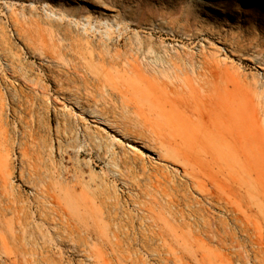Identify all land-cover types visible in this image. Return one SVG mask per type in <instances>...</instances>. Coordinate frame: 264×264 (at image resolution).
I'll list each match as a JSON object with an SVG mask.
<instances>
[{
    "label": "rangeland",
    "instance_id": "rangeland-1",
    "mask_svg": "<svg viewBox=\"0 0 264 264\" xmlns=\"http://www.w3.org/2000/svg\"><path fill=\"white\" fill-rule=\"evenodd\" d=\"M0 264H264V0H0Z\"/></svg>",
    "mask_w": 264,
    "mask_h": 264
},
{
    "label": "bare ground",
    "instance_id": "bare-ground-1",
    "mask_svg": "<svg viewBox=\"0 0 264 264\" xmlns=\"http://www.w3.org/2000/svg\"><path fill=\"white\" fill-rule=\"evenodd\" d=\"M27 4V3H26ZM28 6H33V4H27ZM43 7L46 9L45 10V13L46 15L50 16V17H54L55 18V15L51 12V11H47V4H44ZM102 16V15H100ZM59 19V17H57ZM106 23H104L107 26H109L111 23L114 22V20L112 19V16L105 20ZM104 21V22H105ZM88 24H84L82 25V28L85 29V27L87 26ZM92 29V28H91ZM109 29V28H107ZM117 29V28H116ZM107 31V30H106ZM98 32V31H97ZM108 33V31H107ZM107 36V35H106ZM205 69V68H204ZM204 72V71H203ZM174 79L175 81L177 82H185L184 78H182V76H180V74H177L175 73L174 74ZM198 75V76H197ZM197 78L196 77V81L199 80V89L203 92V93H206L207 96H209V99H211L210 97H213L215 98L216 100H218V105H219V109L221 110V112L223 113H226L228 111V107L226 106V104L223 103V99H224V90L221 86V76L219 75V73L217 71H213V70H210L208 73H200L198 72V74H196ZM194 83V82H193ZM198 85V83H197ZM183 86V85H182ZM188 89L194 91V87L191 83H188L187 85ZM205 95V96H206ZM199 114V113H198ZM208 126V125H207ZM208 134H207V137L208 138H211L212 135H214L213 132L211 131H207ZM187 138V137H186ZM224 145V144H223ZM222 146V145H221ZM178 147L175 148V146L173 147L174 151L176 153L173 152L174 155H179L180 157L182 156V158L184 159V162L186 164L188 163H192L193 161V158L191 155L189 154H186L185 152H182L181 150H176ZM206 148V147H205ZM226 148V147H225ZM228 150V149H227ZM155 175V174H154ZM180 177V176H178ZM183 177V176H182ZM181 177V179H182ZM188 182V181H187ZM194 184H195V188L197 190L200 191L201 195L204 197V198H208L209 196H211V194L209 193V191L206 189V187L200 183H198L197 181H192ZM150 184V183H149ZM188 184V183H187ZM154 185V184H153ZM160 185V184H159ZM151 186V185H150ZM213 186V185H212ZM175 188V187H174ZM177 188V187H176ZM178 189V188H177ZM189 189V188H188ZM190 190V189H189ZM195 190V189H194ZM212 192V191H211ZM195 193V192H194ZM174 195V194H173ZM190 195V194H189ZM186 197V196H185ZM184 197V198H185ZM181 199H183L181 197ZM201 200V199H200ZM207 202V201H206ZM207 204V203H205ZM219 205V204H218ZM209 206V205H208ZM235 207V206H234ZM215 208V207H214ZM232 209V208H231ZM179 210V209H178ZM213 210V209H212ZM219 211V210H218ZM222 211V210H221ZM228 211V210H227ZM220 212V211H219ZM237 215V214H236ZM193 216V215H192ZM197 220V219H196ZM246 225V224H245ZM244 223H243V227L245 226ZM230 226V225H229ZM232 226V225H231ZM234 226V225H233ZM250 229V228H249ZM253 229V228H252ZM236 230V229H235ZM217 234V232H216ZM249 235V234H248ZM237 236V235H236ZM238 237V236H237ZM243 238V237H242ZM246 238V237H245ZM244 241V240H243ZM246 241V240H245ZM246 246V245H245ZM222 249V248H221ZM256 249V248H255ZM262 251V250H261ZM230 253V252H229ZM249 253V252H248ZM259 255V254H258ZM263 259V258H262Z\"/></svg>",
    "mask_w": 264,
    "mask_h": 264
}]
</instances>
